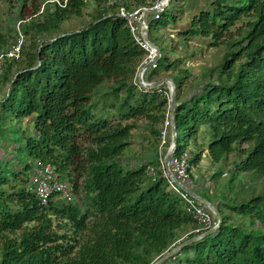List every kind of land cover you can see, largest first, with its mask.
<instances>
[{
  "label": "trees",
  "instance_id": "trees-1",
  "mask_svg": "<svg viewBox=\"0 0 264 264\" xmlns=\"http://www.w3.org/2000/svg\"><path fill=\"white\" fill-rule=\"evenodd\" d=\"M22 2L26 41L19 59L3 62L0 89L8 91L0 113L34 116L35 133L25 138L29 158L51 163L77 201L42 205L29 188L35 164L15 170L0 161V264H155L205 233L195 232L200 225L163 175L159 148L170 88L146 91L135 80L146 50L119 8L133 10L144 0ZM185 12L184 3L155 21L178 24ZM85 14L89 21L63 30ZM11 30L0 27V52L17 43ZM176 33L188 44L199 37L210 49L228 48L219 66L205 63L193 73L182 57L192 52L182 46L181 57L162 53L145 74L149 82L168 77L176 85L177 154L191 150V168L207 157L229 166L231 181L243 178L234 194L211 200L198 193L221 212L220 227L161 264H264V0L209 1ZM142 119L148 145L124 161ZM11 179L21 185L7 188Z\"/></svg>",
  "mask_w": 264,
  "mask_h": 264
},
{
  "label": "rangeland",
  "instance_id": "rangeland-1",
  "mask_svg": "<svg viewBox=\"0 0 264 264\" xmlns=\"http://www.w3.org/2000/svg\"><path fill=\"white\" fill-rule=\"evenodd\" d=\"M208 1V0H207ZM89 3H94V1H89ZM185 4V7H189L191 2L189 0H171L169 6L165 9L163 14L172 15L176 12L179 5ZM23 4L22 0H0V27L4 32L11 27L12 35L17 38L19 29L21 30L19 10ZM31 2L28 3L30 8ZM205 3L198 7L195 5L194 9L188 10L183 15L182 20L176 24L172 18H170V24L168 26H163L159 24V21H153L151 24L150 39L151 41L160 47L163 56L169 55L171 57L179 56L181 57L184 52V48H189L192 53L187 56L185 54L182 56L184 58L186 66L192 68L193 73H199L201 67L205 63H214V66H219L223 54L228 50L226 45H221L217 48H208L209 42H204L199 37L192 39L193 41L188 44L187 41L183 40L176 32L177 25L178 28H186L189 26L192 18V13L205 7ZM209 8L211 4L208 5ZM199 13L195 14L198 15ZM165 17V16H164ZM163 17V18H164ZM90 16L85 14L81 19L72 18L66 21L62 28L64 31H71L79 28L84 21H89ZM26 41V36H25ZM168 78V77H165ZM153 82V81H152ZM170 88V84H166ZM107 87V84H106ZM106 87H102L100 91L92 97V102L100 101L101 94L106 91ZM8 88L5 87L0 89V99L6 94ZM101 104V103H100ZM100 106V105H99ZM145 121L138 120V127L133 129V143L131 148L127 152V156L123 158L124 161L128 159H138L142 155V151L146 145H148L147 140L144 139V134L149 136V131L144 127ZM35 133V118L34 116L28 118H18L14 115L0 113V161L2 167L9 165V167H14L15 170H19L24 167L27 163H32L36 165L34 160L30 159L26 148H25V138L29 135ZM181 140L186 137L185 133H180ZM208 143V140L206 141ZM168 151V150H167ZM234 156L229 157L228 162H232ZM3 161V162H2ZM35 168V167H34ZM34 168L31 170L30 175L33 176ZM192 175L194 180V188L197 193L207 197L208 199H213L219 194L224 192L234 194L240 186V179L243 176H239L238 179L231 181L233 171L230 170L229 166H226L223 162L212 163L209 158L205 157L203 163H199L197 166H193ZM248 180V179H246ZM201 184V187L199 185ZM13 185H21L19 180L11 179L10 183L6 186L12 187ZM235 186V187H234ZM229 197V196H228Z\"/></svg>",
  "mask_w": 264,
  "mask_h": 264
},
{
  "label": "built area",
  "instance_id": "built-area-1",
  "mask_svg": "<svg viewBox=\"0 0 264 264\" xmlns=\"http://www.w3.org/2000/svg\"><path fill=\"white\" fill-rule=\"evenodd\" d=\"M109 3H117L120 1L117 0H108ZM166 0H144V3L133 10H129L125 5H121L119 8V15L127 19L129 26L132 32L135 35V38L139 45L146 50V56L141 61L138 66L137 74H136V83L140 88H144L146 91H150L151 87H148L144 84V82H149L145 79V74L157 68L158 61H155L154 58L156 56L155 47H153L146 39H145V28L147 25H144L143 22L140 21V18L151 9L160 8ZM165 11V10H164ZM162 10L154 13L152 15L154 20H158L161 18ZM21 24V21H20ZM19 24V25H20ZM25 41L24 33L19 29L18 32V41L16 44L11 46L8 51L0 52V72L2 70V65L5 59H19L22 52V45ZM151 62V65L147 67V65ZM143 76L144 81L140 80V76ZM172 120L170 113V105L169 110L167 112V116L165 122L162 126L161 131V144L159 148V152L161 154L160 160L163 167V175L167 178L170 188L176 192H178L182 198L187 202L188 211L190 214L197 220L200 227L195 230V232L208 231L211 228H216L218 226V219L214 211L205 203H203L200 199L193 196L186 189L181 187L175 179L170 175L166 166H165V157H163V153L166 150H170L173 148V132H172ZM177 133V132H176ZM177 146L175 147L173 156L171 157L169 166L173 173V175L186 187L192 189L194 192V180L191 174V164L190 160L192 158L191 150H185L177 154ZM149 174H155V168L153 166L148 168ZM34 174L32 176V181L30 183V190H32L38 199L40 200L42 205H48L51 200L62 203H74L77 201V196L74 192L73 185L63 180L59 174L57 173L55 167L51 163H42L38 162L34 168Z\"/></svg>",
  "mask_w": 264,
  "mask_h": 264
},
{
  "label": "water",
  "instance_id": "water-1",
  "mask_svg": "<svg viewBox=\"0 0 264 264\" xmlns=\"http://www.w3.org/2000/svg\"><path fill=\"white\" fill-rule=\"evenodd\" d=\"M171 3V0H166L165 3L160 7V8H154L151 9L150 11H147L141 18L140 21L144 23V25H147L148 27L145 28V39L153 46L155 47V53L156 56L154 58L155 61L160 60L161 56H162V52L159 46H157L156 44H154L150 38H149V25H150V18L151 16L162 10L164 11L169 4ZM151 65V62L147 65V67H149ZM140 80L143 82V76H140ZM170 84V113H171V120L173 123L172 126V132H173V148H171L170 150L167 151L166 153V157H165V166L168 170V172L170 173V175L175 179V181L184 189H186L189 193H191L193 196L197 197L198 199H200L203 203H205L206 205H208L216 214V217L218 219V226L216 228H211L210 230L206 231L205 233L196 235L190 239H188L187 241L183 242L182 244L176 246L175 248H173L172 250H170L169 252H167L162 258H160L155 264H161L165 259L169 258L170 256H172L173 254H175L176 252H178L179 250H181L182 248H184L186 245L193 243L194 241L202 238L203 236L213 233L215 232L221 225L222 221H223V216L221 214V212L219 211V209L211 202L207 201L206 199L202 198L201 196H199L196 192H194L192 189L186 187L184 184H182L172 173L169 163L171 160V157L173 156L176 144H177V129H176V124H175V111H176V85L173 81V79L171 78H162L159 79L157 81H153V82H144V84L148 87L151 88H156L158 86L164 85V84Z\"/></svg>",
  "mask_w": 264,
  "mask_h": 264
},
{
  "label": "crops",
  "instance_id": "crops-1",
  "mask_svg": "<svg viewBox=\"0 0 264 264\" xmlns=\"http://www.w3.org/2000/svg\"><path fill=\"white\" fill-rule=\"evenodd\" d=\"M117 1H120V2H128V3H131V2H133V0H117ZM185 1H187V0H185ZM209 1H212V0H206V5H207V3L209 2ZM192 3V4H190V6L189 7H186V11L188 12V10L190 11V10H192V9H194L193 7H195V5H198V7L200 8V7H202L201 5L203 4V3H205V0H189V3ZM186 4V3H185ZM206 5H205V7H206ZM205 7H203V8H201L200 10H198L197 9V11H195L194 13H192L193 15H195V14H197V13H200L203 9H205ZM192 15V16H193ZM153 21H155L154 19H153V17L151 16V18H150V23H152ZM178 27H179V25H177ZM176 28L177 30H179V29H181V28ZM199 187H201V184L199 185ZM197 193V192H196ZM198 194V193H197ZM199 195V194H198Z\"/></svg>",
  "mask_w": 264,
  "mask_h": 264
}]
</instances>
